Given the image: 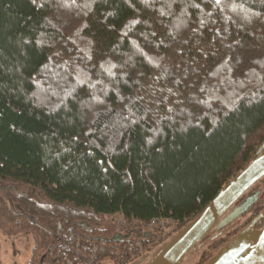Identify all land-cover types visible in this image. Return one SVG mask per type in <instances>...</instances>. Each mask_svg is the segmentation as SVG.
<instances>
[{"label":"trees","instance_id":"16d2710c","mask_svg":"<svg viewBox=\"0 0 264 264\" xmlns=\"http://www.w3.org/2000/svg\"><path fill=\"white\" fill-rule=\"evenodd\" d=\"M263 141L264 0H0V231L28 264H146Z\"/></svg>","mask_w":264,"mask_h":264},{"label":"water","instance_id":"95a60500","mask_svg":"<svg viewBox=\"0 0 264 264\" xmlns=\"http://www.w3.org/2000/svg\"><path fill=\"white\" fill-rule=\"evenodd\" d=\"M263 178L264 141L253 160L223 186L202 212L178 229L153 253H146L139 260L148 258L146 264H181L196 243L232 223L259 201L261 189L249 192ZM263 215L264 212L232 236L204 264H264V225L255 227ZM115 239L121 241L122 235L117 234ZM136 263L134 261L131 264Z\"/></svg>","mask_w":264,"mask_h":264},{"label":"rangeland","instance_id":"374dc122","mask_svg":"<svg viewBox=\"0 0 264 264\" xmlns=\"http://www.w3.org/2000/svg\"><path fill=\"white\" fill-rule=\"evenodd\" d=\"M256 189L262 190L260 198L261 196H264V183ZM115 220L117 223L119 222L122 227H127V229H132L136 226L133 220H129L121 214H116ZM168 226L169 225L167 224L166 229L163 230L166 231ZM32 247L33 238L31 235L13 237L3 234L0 231V264H28ZM194 258L195 257H191L186 264L194 263Z\"/></svg>","mask_w":264,"mask_h":264},{"label":"built area","instance_id":"2783aa9c","mask_svg":"<svg viewBox=\"0 0 264 264\" xmlns=\"http://www.w3.org/2000/svg\"><path fill=\"white\" fill-rule=\"evenodd\" d=\"M170 219H166V218H157V219H153L152 221L147 223V226L149 227H159L162 229H166V225L170 222ZM119 225H121L118 222ZM136 226H134L135 228ZM123 244L120 242L117 245L114 246L113 250H112V254L117 256L118 258H120V254L122 252V248H123ZM125 246L131 247V248H142L143 247V240L141 238H132L129 239L127 241V243L125 244Z\"/></svg>","mask_w":264,"mask_h":264},{"label":"flooded vegetation","instance_id":"af4514ba","mask_svg":"<svg viewBox=\"0 0 264 264\" xmlns=\"http://www.w3.org/2000/svg\"><path fill=\"white\" fill-rule=\"evenodd\" d=\"M263 185V183H258L256 186H254L251 190H250V192L249 193H251L252 191H254L256 188H259L260 186H262ZM143 261V260H142Z\"/></svg>","mask_w":264,"mask_h":264}]
</instances>
